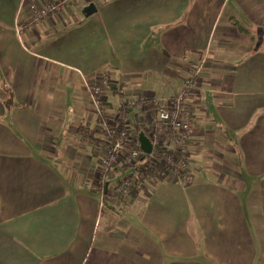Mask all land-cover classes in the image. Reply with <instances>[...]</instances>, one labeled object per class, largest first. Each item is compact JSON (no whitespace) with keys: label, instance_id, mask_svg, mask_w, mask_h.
<instances>
[{"label":"crops","instance_id":"0c3cea01","mask_svg":"<svg viewBox=\"0 0 264 264\" xmlns=\"http://www.w3.org/2000/svg\"><path fill=\"white\" fill-rule=\"evenodd\" d=\"M32 1L59 0H0V264H254L263 251L240 190L201 158L240 151L264 175V0H70L39 20ZM203 57L183 196L184 183L142 175L128 199L101 197L104 146L77 130L100 126L88 87L106 76L107 119L145 134L148 101L176 94ZM125 152L107 189L134 169Z\"/></svg>","mask_w":264,"mask_h":264},{"label":"built area","instance_id":"2783aa9c","mask_svg":"<svg viewBox=\"0 0 264 264\" xmlns=\"http://www.w3.org/2000/svg\"><path fill=\"white\" fill-rule=\"evenodd\" d=\"M69 1H49L44 5H37L32 1L29 4L32 19L47 17ZM204 61L205 57L188 65L187 76L176 94L158 99L152 98L148 101L153 110L152 116L148 122L138 121V128L144 129L151 144L150 151L145 154L139 148L136 132L126 127L124 122H110L102 110L98 98L102 91L110 87L107 77L102 78L101 86L88 87L100 122L97 130L100 132L99 138L104 141V155L100 161L103 185L105 179L109 178L116 169L117 156L124 150L126 152L123 153L122 164L134 167L132 171L115 179L110 194L126 199L132 188L141 183V177L145 174L155 178L168 177L177 181L185 174L189 165L187 154L190 157L193 152L190 144L196 121V109L190 104L189 99L191 93L198 88L197 77ZM103 185H98L101 197L105 196Z\"/></svg>","mask_w":264,"mask_h":264},{"label":"rangeland","instance_id":"374dc122","mask_svg":"<svg viewBox=\"0 0 264 264\" xmlns=\"http://www.w3.org/2000/svg\"><path fill=\"white\" fill-rule=\"evenodd\" d=\"M82 9L83 7H79V11L82 15ZM130 112H133V107L128 109ZM72 113V111H71ZM99 125V123H98ZM193 136V135H192ZM136 140L138 141V135L136 137ZM139 144V141H138ZM212 146L211 144H208L207 147ZM191 147V145H190ZM140 148V144H139ZM208 149V148H207ZM141 150V148H140ZM142 151V150H141ZM205 151V150H203ZM143 152V151H142ZM144 153V152H143ZM145 154V153H144ZM206 156L204 158H201V161H204L206 166L204 169L208 168V172L214 176H219L218 180L220 179L221 183L225 182L226 178H229L230 181L228 182L229 187L235 188L238 192V196L242 202L241 209L243 210L244 215L246 216V220L248 221L249 224H247L250 228V231L252 234L257 235V243L259 244L258 250L260 248L263 251V254H259L256 262L254 264H263L264 263V201L260 200V196L262 195V200H264V175L255 177L253 175H249L248 171H245V166H244V154L242 152H234V153H229V151H225L224 149H221L219 151L213 149H209L207 153H204ZM203 154V155H204ZM187 162L190 163V158L188 157L187 154ZM195 163L191 162V167L188 165L187 170L184 175H181L182 177L180 178L179 182L184 183L180 184L178 182H173L177 186L180 187L181 195L183 196V190L185 188L189 187V184L187 181L188 177H191L190 174L192 175V172L195 171L196 169L192 168ZM208 164V165H207ZM198 165V164H196ZM187 166V165H186ZM112 170V169H111ZM114 171V170H113ZM112 171V173H113ZM212 171V172H211ZM146 175V174H145ZM238 176L240 180L238 179ZM142 178V177H141ZM191 179V178H190ZM102 177L99 175L98 177V185L101 184L103 185L102 182ZM111 181V179H109ZM200 181V180H199ZM240 182V184L238 183ZM227 183V182H226ZM241 188L239 189L240 185ZM112 185V183H108V186ZM105 182L103 185V189L105 192V196L110 194L111 187L107 189L105 187ZM141 186V183H140ZM136 187V185L132 188V190ZM100 192V190L98 189ZM132 192V191H131ZM130 192V193H131ZM129 193V196H130ZM101 196V193H100ZM129 196L126 198L128 199ZM98 205L100 208H102L105 205L104 200H102L101 197L98 196ZM120 198V197H119ZM122 199V198H121ZM182 201V207H184L185 213H189L191 210V206L189 204L188 197L185 196L183 198H180ZM137 205V211L136 214L141 210L139 208L144 207L145 205L140 202L136 203ZM140 204V205H139ZM142 213H138V215H141ZM135 216V215H134ZM139 219V217H138ZM252 221V224H251ZM261 231L263 233V237L261 235ZM255 236V235H254ZM262 237V239H261ZM206 264H211V263H206Z\"/></svg>","mask_w":264,"mask_h":264},{"label":"trees","instance_id":"16d2710c","mask_svg":"<svg viewBox=\"0 0 264 264\" xmlns=\"http://www.w3.org/2000/svg\"><path fill=\"white\" fill-rule=\"evenodd\" d=\"M7 102L6 104H9L10 102L12 103V101H5ZM78 133L80 136H82L84 139H86L88 142L94 144V145H98V146H102L103 142L100 138V132L97 130H92L89 129L87 127H85L84 125H79L78 127ZM140 189L139 186H136L133 190H131V194H137L136 191H138Z\"/></svg>","mask_w":264,"mask_h":264},{"label":"water","instance_id":"95a60500","mask_svg":"<svg viewBox=\"0 0 264 264\" xmlns=\"http://www.w3.org/2000/svg\"><path fill=\"white\" fill-rule=\"evenodd\" d=\"M96 11V8L93 3H89L86 7L83 8V13L85 16H89L93 14ZM138 141L140 143V148L144 153H148L150 151V141L149 139L144 135L143 132H141L138 135Z\"/></svg>","mask_w":264,"mask_h":264},{"label":"bare ground","instance_id":"6f19581e","mask_svg":"<svg viewBox=\"0 0 264 264\" xmlns=\"http://www.w3.org/2000/svg\"><path fill=\"white\" fill-rule=\"evenodd\" d=\"M199 59H201V58H199ZM199 59H198V60H199ZM144 135H145V134H144ZM145 136H146V135H145ZM146 137H147V136H146ZM147 138H148V137H147ZM148 139H149V138H148ZM139 144H140V143H139Z\"/></svg>","mask_w":264,"mask_h":264}]
</instances>
